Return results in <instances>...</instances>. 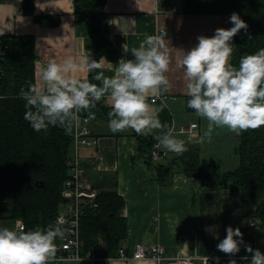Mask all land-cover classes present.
Here are the masks:
<instances>
[{
	"label": "crops",
	"instance_id": "1",
	"mask_svg": "<svg viewBox=\"0 0 264 264\" xmlns=\"http://www.w3.org/2000/svg\"><path fill=\"white\" fill-rule=\"evenodd\" d=\"M183 1L105 0L100 17L101 52L98 61L103 57L107 62L97 72L112 76V65L115 66L122 58L132 59V50L139 48L154 31L163 28L169 57V70L165 75L170 89L161 94L167 97L164 102L152 103L149 101L152 96L148 97L147 102L153 108L162 105L168 109L172 116L169 131L185 142L186 149L195 148L200 167L206 168L216 162L220 172L233 170L238 166L236 146L240 133L229 131L226 127L214 128L211 137L219 134L235 138L218 140L216 152L212 153L207 148L209 139L203 136L207 129L205 119L185 110L183 97L187 95V81L179 66L184 52L198 43V36L211 37L217 28H231V14H184ZM37 3L52 4L53 0H33V12L39 16H58V25L44 26L35 22L31 15L24 14L22 0H0V36L30 35L34 39L35 85L39 84L41 65L48 60L61 63L72 58L78 62L92 49L85 24L73 17V0H54L53 7L44 10H40ZM133 20L134 23L131 22ZM97 72L89 75L81 71L74 75L81 79L86 77L89 82L100 85L101 81L93 79ZM107 110L111 111V105L106 97H102L95 107L80 111L82 116L88 118L85 124L96 138V144L80 148L79 162L83 167L84 178L91 184L99 180L105 186L109 179H114V189L124 201L119 215L126 221V236L120 242V247L126 253L131 254L137 244H157L163 247L168 257L176 254L206 255L212 250L225 255L217 250V244L226 236L228 226L239 228L243 234L241 250L236 256L250 257L245 252V245L264 253V231L252 218L241 217L238 191L228 187L206 188L198 177L185 174L178 163L174 165L168 179L159 182L156 171L147 167L143 159L137 156V140L131 134L132 129L117 133L109 130ZM191 123H196L197 128L184 132L183 129H188ZM158 147L164 157L156 163H168L178 156L161 145ZM206 151L210 154L203 159ZM223 153L229 156L227 162L220 156ZM18 221L0 220V228L15 230ZM97 243L102 246L103 240L98 238ZM111 261H119V264H154L150 260L118 258L102 260L98 264H111ZM80 264L89 263L80 261Z\"/></svg>",
	"mask_w": 264,
	"mask_h": 264
},
{
	"label": "trees",
	"instance_id": "2",
	"mask_svg": "<svg viewBox=\"0 0 264 264\" xmlns=\"http://www.w3.org/2000/svg\"><path fill=\"white\" fill-rule=\"evenodd\" d=\"M105 0H73V17L83 22L92 41L91 58L98 61L100 55V17ZM23 12L44 26H56L58 16H39L33 12V0H22ZM184 14H232L237 13L248 25L233 38L234 46L230 63L238 67L244 55L254 54L264 48V0H184ZM251 37V38H249ZM5 54L1 60L0 79V220H20L24 230L44 228L56 222L61 208V190L68 177L67 159L72 154L71 131L59 124L50 125L46 131L36 132L24 119L28 110L26 101L20 97L21 89L34 85V39L30 35L0 36ZM97 72L93 71L89 73ZM189 97H183L185 110ZM159 120L169 131L172 116L160 105ZM35 111V109H32ZM106 110V109H105ZM109 111V110H107ZM195 113V112H194ZM72 129V128H71ZM131 134L137 140V156L147 167L156 171L159 182H165L178 163L183 172L198 177L204 187L218 189L228 187L240 194L242 218H252L264 231V128L240 132L236 154L238 166L221 171L214 162L206 168L199 166L197 151L187 149L168 163L151 160L150 152L154 138L148 135ZM44 183L39 187L40 182ZM103 186L94 181L97 190L96 208H86L80 220L81 253L96 250L98 238L103 240L102 257H115L120 242L126 236V221L119 215L124 201L115 191L114 179Z\"/></svg>",
	"mask_w": 264,
	"mask_h": 264
},
{
	"label": "clouds",
	"instance_id": "3",
	"mask_svg": "<svg viewBox=\"0 0 264 264\" xmlns=\"http://www.w3.org/2000/svg\"><path fill=\"white\" fill-rule=\"evenodd\" d=\"M53 3H37L36 6L44 10L53 7ZM229 22L232 24L229 29L217 28L211 37L198 36V43L184 52L179 62L187 81V107L208 121L203 134L208 139L214 128L226 127L239 134L264 125V48L242 56L239 66H233L229 62L234 48L231 42L241 30L247 32L248 25L235 12ZM165 35L164 31L161 35L146 37L139 48L132 50V59L122 58L112 65V76L98 71L93 79L101 81L100 85L74 74L101 69L107 62L103 57L96 61L87 52L78 62L72 58L61 63L48 60L41 65L39 84L30 85L27 91L21 89L20 97L26 101L28 109L24 119L36 132L57 124L71 131L73 122L79 123L82 109L95 107L96 102L106 97L111 105L108 112L111 132L132 129L137 135H148L158 131L154 138L159 145L169 152L183 154L187 150L185 142L171 131H165L167 125L162 124L158 116L160 109L147 102L149 96L158 97L170 89L165 75L169 70ZM66 223L58 218L54 224L27 231L23 227L20 230L0 228V264H52L58 250L55 241L63 239ZM242 243L240 229L228 226L217 250L234 257ZM244 248L250 254L249 264H264V253L259 249L250 245ZM200 259L208 264L209 256ZM69 260L80 264L78 255ZM111 264H119V261H111ZM183 264H190V259ZM215 264H219L218 257ZM228 264H237V261L229 259Z\"/></svg>",
	"mask_w": 264,
	"mask_h": 264
},
{
	"label": "built area",
	"instance_id": "4",
	"mask_svg": "<svg viewBox=\"0 0 264 264\" xmlns=\"http://www.w3.org/2000/svg\"><path fill=\"white\" fill-rule=\"evenodd\" d=\"M165 30L163 28L157 29L153 32L151 36L161 35ZM5 54L2 41L0 40V63ZM1 64H0V79H1ZM1 97V96H0ZM165 95H160L158 97H150L149 101L154 103L156 101L164 102L166 100ZM80 120L79 123H73L71 129L72 136V154L67 159L66 165L68 167V177L63 183L61 190L62 204L61 208L57 213V218H63L67 221L63 225L67 231L63 239L57 238L55 241L57 246V253L54 261L52 263L58 264L63 262H72L69 260L70 257L78 255L79 261H87L89 264H98L102 260H108L112 258H118L120 260H139L153 261L154 264H183L185 260L190 259V264H203L200 257L209 256L208 264H215V258H219V264H228L229 259H235L237 264H248L250 257L248 259H242L245 256H234L230 257L228 255H222L217 253L215 250L210 251L206 255L199 256H186L176 254L174 256L168 257L165 255L162 246L157 244L141 245L137 244L134 251L131 254L125 252L121 247L118 248L115 257L107 258L102 257L98 254L101 252L102 247L98 246L96 250H89L86 253H81V242H80V220L83 214V210L86 208H96L97 203V190L92 187L91 183L84 178L83 167L79 162V151L83 146H95L96 138H94L89 129L86 127V122L88 118L82 116L79 113ZM197 124L191 123L188 129H183L184 132L196 129ZM158 142L154 143L150 152L152 161L162 160L164 154L159 151ZM21 227L24 229V224L22 221H18L15 230H20Z\"/></svg>",
	"mask_w": 264,
	"mask_h": 264
},
{
	"label": "rangeland",
	"instance_id": "5",
	"mask_svg": "<svg viewBox=\"0 0 264 264\" xmlns=\"http://www.w3.org/2000/svg\"><path fill=\"white\" fill-rule=\"evenodd\" d=\"M205 122L208 124V121L206 119H205ZM223 138H229V139H233L234 140L235 137H233V136H219V134H216L215 136H212L211 139H209L207 141V145L208 146L210 145L209 147L207 146V148H210V150L212 151V153H213V151L216 152V148H215L216 147V143L218 142V140L223 139ZM224 140H226V139H224ZM209 154L210 153H207V151H206V153L203 154V159L207 158L209 156ZM220 156H221V158H222V160L224 162H227L228 159H229V156L226 153H223Z\"/></svg>",
	"mask_w": 264,
	"mask_h": 264
},
{
	"label": "water",
	"instance_id": "6",
	"mask_svg": "<svg viewBox=\"0 0 264 264\" xmlns=\"http://www.w3.org/2000/svg\"><path fill=\"white\" fill-rule=\"evenodd\" d=\"M39 187H43L44 186V183L41 181L39 184H38Z\"/></svg>",
	"mask_w": 264,
	"mask_h": 264
}]
</instances>
